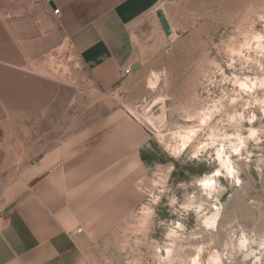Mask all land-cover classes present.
Returning <instances> with one entry per match:
<instances>
[{"label":"rangeland","instance_id":"374dc122","mask_svg":"<svg viewBox=\"0 0 264 264\" xmlns=\"http://www.w3.org/2000/svg\"><path fill=\"white\" fill-rule=\"evenodd\" d=\"M145 21L136 78L77 103L95 124L124 118L128 141H142L130 210L83 241L79 264H264V0H168ZM65 51L42 67L82 92Z\"/></svg>","mask_w":264,"mask_h":264},{"label":"crops","instance_id":"0c3cea01","mask_svg":"<svg viewBox=\"0 0 264 264\" xmlns=\"http://www.w3.org/2000/svg\"><path fill=\"white\" fill-rule=\"evenodd\" d=\"M167 1L0 3V264H79L83 241L130 210L141 138L128 141L124 118L95 124L77 103L91 86L115 95L136 78L135 39ZM62 48L82 92L42 67Z\"/></svg>","mask_w":264,"mask_h":264},{"label":"bare ground","instance_id":"6f19581e","mask_svg":"<svg viewBox=\"0 0 264 264\" xmlns=\"http://www.w3.org/2000/svg\"><path fill=\"white\" fill-rule=\"evenodd\" d=\"M205 127V126H204ZM193 131H189V132H187L186 133V135H182V136H180V138L182 139V141H181V145H180V147L182 148V149H185L189 144H190V141H191V139H192V137H193ZM179 147V146H178ZM179 147V148H180ZM179 150V149H178ZM222 155L219 153V160H220V162H221V164L223 165H225L226 164V161L224 162L223 161V158L221 157ZM225 158V157H224ZM225 160V159H224ZM228 163H229V161H227ZM228 165V164H227ZM226 165V166H227ZM225 166V167H226ZM232 168V169H234L230 164L228 165V167L227 168ZM218 172V171H217ZM212 180V178H210V179H205V180H202L201 181V183L203 182L204 184H205V182H210ZM200 183V184H201ZM206 188H207V186L206 185H204ZM205 189V188H204ZM206 190V189H205ZM206 191H208L209 193H212V186L210 185V187H209V189L208 190H206ZM208 193V194H209ZM212 216V215H211ZM214 220V217H212L210 220H208V221H211L210 223L212 224V221ZM207 221V222H208ZM167 251H168V249H167ZM169 251H171V250H169ZM196 261L194 260V264H196L195 263ZM211 264H219V260H217V257L216 256H214L213 257V259H212V262H211Z\"/></svg>","mask_w":264,"mask_h":264},{"label":"water","instance_id":"95a60500","mask_svg":"<svg viewBox=\"0 0 264 264\" xmlns=\"http://www.w3.org/2000/svg\"><path fill=\"white\" fill-rule=\"evenodd\" d=\"M158 20H159L160 23H161V26H162V29H163L164 33H165L166 35H168L169 32H170V29H169V27H168L166 21H164V18H163V15L161 14V12H158ZM137 67H138V65H135V66L133 67V69H136Z\"/></svg>","mask_w":264,"mask_h":264},{"label":"built area","instance_id":"2783aa9c","mask_svg":"<svg viewBox=\"0 0 264 264\" xmlns=\"http://www.w3.org/2000/svg\"><path fill=\"white\" fill-rule=\"evenodd\" d=\"M53 14H54V15H57V14H58V9H57V10H54V11H53ZM82 232H83L82 229H77L76 232H75V234H76V235H82Z\"/></svg>","mask_w":264,"mask_h":264},{"label":"snow or ice","instance_id":"6c2138e0","mask_svg":"<svg viewBox=\"0 0 264 264\" xmlns=\"http://www.w3.org/2000/svg\"><path fill=\"white\" fill-rule=\"evenodd\" d=\"M216 175H220V173H219V172H217V173H216ZM207 183H208V182H205V185H206V186H207Z\"/></svg>","mask_w":264,"mask_h":264}]
</instances>
